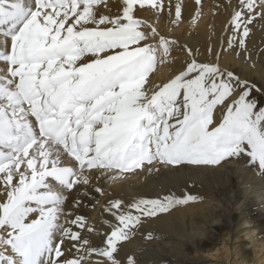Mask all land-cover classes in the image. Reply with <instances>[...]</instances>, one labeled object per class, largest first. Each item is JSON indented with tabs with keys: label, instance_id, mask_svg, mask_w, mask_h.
I'll return each mask as SVG.
<instances>
[{
	"label": "snow or ice",
	"instance_id": "1",
	"mask_svg": "<svg viewBox=\"0 0 264 264\" xmlns=\"http://www.w3.org/2000/svg\"><path fill=\"white\" fill-rule=\"evenodd\" d=\"M240 3L247 13L236 11L231 23L242 30L243 46L247 25L258 15L257 0ZM122 4V16L111 18L97 11L107 0H0V62L5 65L0 68V183L7 197L0 203V229L7 236L0 237V264H81L83 258L60 259L63 239L81 237L62 229V239L54 242L61 231L57 206L63 196L48 180L71 190L88 183L85 169L131 172L155 160L218 165L241 155L264 172V108L249 99L246 82L233 85L232 73L225 79L219 67L193 61L149 98L144 85L156 67V51L141 45L147 36L133 12L137 5H163L160 0ZM180 15L177 4V20ZM168 44L161 38L164 54ZM236 88L242 89L239 97L228 105L222 122L210 127L213 110ZM62 154L76 161L80 174L61 166ZM193 199L135 201L131 208L139 215L114 214L119 226H111L105 248L93 251L117 264L118 242L130 238L141 217ZM111 207L119 210L121 202ZM33 212L39 219L25 222ZM70 223L84 227L82 217ZM128 264H134L131 258Z\"/></svg>",
	"mask_w": 264,
	"mask_h": 264
},
{
	"label": "bare ground",
	"instance_id": "2",
	"mask_svg": "<svg viewBox=\"0 0 264 264\" xmlns=\"http://www.w3.org/2000/svg\"><path fill=\"white\" fill-rule=\"evenodd\" d=\"M177 4L183 15L182 23L193 27L183 25L178 32L183 28L187 32L176 38L188 54L182 57L173 54L168 58L169 64L162 75L155 74L158 77L151 90L153 94L195 61L219 67L225 79L227 73H232L233 85L237 80L246 82L251 92L249 99L259 107L258 95L264 96V7L260 6V0H257L258 15L247 25L249 35L243 38V46L239 43L242 30L238 31L231 23L236 11L247 13L240 0H203L198 15H195L193 0L167 1L175 14ZM160 27L166 34V27ZM2 49L3 37H0ZM85 59L91 62L92 57ZM3 67L0 62V68ZM241 90L236 88L222 105L225 112L214 110V126L222 122L228 105L239 97ZM61 166L75 167L77 174L81 173L76 161L66 154L61 155ZM83 175L88 183H77L71 190L61 189L48 180L53 191L63 196L57 206V224L61 231L55 233L54 242L62 239V229H71L81 237V241L63 239L61 260L83 258L81 264H111L93 249L107 246L111 226H119L114 214L139 215L131 205L140 199L163 201L168 196L175 199L191 196L195 199L175 204L167 212L141 217L139 225L131 229L130 238L118 242L114 253L117 264H128L130 258L134 264H264V172L251 164L246 155L230 157L218 165H167L155 160L131 172L85 169ZM6 200L5 187L0 185V203ZM116 201L121 202L119 210L111 207ZM76 217L83 218L84 227L70 223ZM33 219H39L38 212L30 213L25 222ZM0 231V237L7 238L4 230ZM247 237L253 246L251 252L244 249ZM84 240L88 243L84 244Z\"/></svg>",
	"mask_w": 264,
	"mask_h": 264
},
{
	"label": "rangeland",
	"instance_id": "3",
	"mask_svg": "<svg viewBox=\"0 0 264 264\" xmlns=\"http://www.w3.org/2000/svg\"><path fill=\"white\" fill-rule=\"evenodd\" d=\"M167 1L168 0H160V3L163 5V7L158 9L152 8L150 6H145L141 8L139 7V5H137L134 8V12H133L134 18L142 21L139 30L143 31L147 36L146 40L141 41V45L152 46L156 51V59H157L156 67L154 71L149 74L147 82L144 85V91L146 92L149 98L153 95V91L151 90L155 85L156 82L155 78L158 77L155 76V74L159 73V75H162L161 74L162 71L165 69L167 64H169L168 58L171 57L173 54L180 55V57L184 56L185 54H188L187 51L181 45L180 41L176 39L179 36L184 35L187 32V29L184 31L183 29L185 28H183L181 31L182 33L178 32V30L183 25L188 28H193L191 27L192 25L185 24L184 22L182 23L183 20L182 14L180 15L179 20H177L176 14L173 13L174 10H171V8L167 6ZM193 1L195 5V9H194L195 15H198L199 10L203 7L202 5L203 0H200L199 4L196 3V0ZM122 9H123L122 0H107V6H103V5L100 6L97 9V11H99L100 15L102 16L115 18L117 16H122ZM160 25H164L166 27V34L163 33V30L161 29ZM102 26L109 27L110 25H102ZM153 28L155 29V33H156L155 35L152 34ZM161 38H164L169 42L167 54H164L163 49L160 47ZM252 89H253L252 91L254 92L255 91L254 88ZM258 97L260 99L259 100L260 106L258 108H264L263 94L258 95ZM222 107H223L222 105L216 106L214 110L220 109L222 114L224 111ZM210 127H214V123L210 125ZM66 156L70 158V156H68L67 154ZM0 185L3 184L0 183ZM247 239H248V243L245 244L244 249L248 252H251V250H253L252 248L253 246L250 245L249 243L250 238L247 237ZM205 256L208 257L207 254H205Z\"/></svg>",
	"mask_w": 264,
	"mask_h": 264
}]
</instances>
